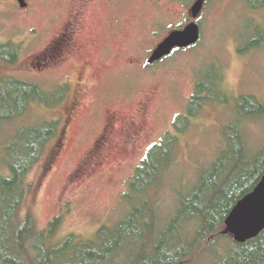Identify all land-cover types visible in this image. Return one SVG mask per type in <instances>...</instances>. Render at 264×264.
I'll return each instance as SVG.
<instances>
[{"label": "rangeland", "instance_id": "1", "mask_svg": "<svg viewBox=\"0 0 264 264\" xmlns=\"http://www.w3.org/2000/svg\"><path fill=\"white\" fill-rule=\"evenodd\" d=\"M198 1L136 0L131 5L120 0L119 15L130 13L132 27L122 33L132 37L117 45L114 68L101 69L95 58L100 70L89 71L91 54L85 51L80 60L84 67L69 69L71 77L75 76L74 88L79 74L99 73L98 80L88 76L82 94L74 96V92L55 112L35 107L25 120L0 133V148L4 149L19 130L71 115L74 123L65 146L54 143L30 177L35 189L25 209V214L37 219L41 230L63 217L58 241L70 236L93 241L103 228H114L127 219L136 205L134 196L128 195L136 169L152 147L174 133L177 119L187 116L203 79L222 81V91L231 102L208 106L181 138L176 167L156 199L162 222L158 229H164L180 199L194 190L201 174L227 149L231 137L226 139L225 133L229 127L245 132L251 152L258 153L264 147V115L246 121L238 110L241 99L247 96L264 105L262 0H207L200 21V44L148 69L154 51L189 19ZM27 3L30 8L25 12L19 0H0V47L14 45L19 52L14 66L0 60V79L29 82L50 91L55 81L53 73L39 69L37 64L47 66L43 60L50 43L51 0ZM141 21L146 32L138 28ZM127 45L131 47L125 49ZM93 100L100 104L98 109H93ZM95 113L100 120L87 127ZM106 134L110 138L107 145L100 143Z\"/></svg>", "mask_w": 264, "mask_h": 264}, {"label": "trees", "instance_id": "2", "mask_svg": "<svg viewBox=\"0 0 264 264\" xmlns=\"http://www.w3.org/2000/svg\"><path fill=\"white\" fill-rule=\"evenodd\" d=\"M18 59L14 45L0 47L2 63L14 66ZM221 82L201 80L187 116L177 119L174 133L152 147L136 169L128 194L136 203L132 212L114 228L100 230L93 241L76 236L58 241L63 217L41 230L37 219L25 214L35 189L30 177L45 161L61 125L45 122L19 130L0 148V264H264V234L243 246L223 236L233 210L264 179V147L251 152L239 127H229L226 151L180 199L164 229H158L162 222L156 199L176 167L181 138L208 106L230 105ZM58 102L37 84L0 79V133L25 120L35 107L56 111L62 105ZM238 110L246 121L264 115V105L255 97H243Z\"/></svg>", "mask_w": 264, "mask_h": 264}, {"label": "flooded vegetation", "instance_id": "3", "mask_svg": "<svg viewBox=\"0 0 264 264\" xmlns=\"http://www.w3.org/2000/svg\"><path fill=\"white\" fill-rule=\"evenodd\" d=\"M119 1L120 0H51L52 13L49 30L50 43L47 51L48 56L43 60L47 66L41 67L39 64H37V66L39 69H47L50 73H53L52 77H54L55 81L49 93L59 99L58 105L62 104L61 106L57 107L61 108L64 106L74 92V96L81 95L84 88H82V86L85 85L87 78L90 77L92 79L98 80L101 77L99 73L85 76H83V74H79L78 85L75 90L73 85V79H75V76L72 74L71 77L69 73L70 70L75 69L76 66L79 68L84 67L80 60L82 59L85 51H88L91 54L89 61H87L90 64L88 66L89 71L96 73L100 70L94 62L95 58L97 59V62L99 63L98 65L101 69H109L112 65L114 68V52H116L117 45L120 41L125 43L127 39L132 37L125 36L122 33L124 30L129 31V27H132L129 26L128 17L130 16V13L124 14L122 12L123 15H119ZM122 1H127L129 4L131 3V5L136 4V0ZM164 1L166 3H170L172 1L175 3H182V0ZM262 3H264V0H262ZM29 8L30 7H28L25 12L29 11ZM191 15H189V19L183 23L182 26L172 32L169 36L176 32H183L189 26H191L195 22L193 20V16ZM202 17L203 14L199 20L196 21V23L201 28L203 38V30L200 23ZM138 28L143 32H146L147 27L145 22L141 21V24ZM123 47L128 49L131 46L127 45ZM179 51H176L175 53ZM96 54H98V57ZM125 58L126 56L123 57V59ZM35 60L40 61V58ZM132 64L134 65V62H132ZM155 66H148V69L154 68ZM113 68L111 67L110 69L112 70ZM128 70H130V68ZM57 74L63 75L65 78L59 80ZM50 75L51 74H49V76ZM111 81H109V83ZM92 107L93 109H98L100 104H95V101L93 100ZM53 112H55V110ZM99 120L100 117H98V115L95 113L89 118L86 126L88 127L94 123H97ZM58 122L60 123L61 128L55 143H57L60 148H63L65 146V140L68 131L72 127L74 121L71 120L70 115L67 119L63 118ZM62 129L63 131H61ZM102 139L103 140L100 143H106V145L107 143H110V138L107 136V134L106 137H102ZM128 140L129 142L133 141V139L129 138ZM86 142L87 136L84 139V143Z\"/></svg>", "mask_w": 264, "mask_h": 264}, {"label": "water", "instance_id": "4", "mask_svg": "<svg viewBox=\"0 0 264 264\" xmlns=\"http://www.w3.org/2000/svg\"><path fill=\"white\" fill-rule=\"evenodd\" d=\"M21 9H28L26 0H19ZM207 0H199L192 9L195 21L183 32L169 36L153 53L149 66H155L171 58L176 51L197 47L202 40V31L196 23L202 16ZM264 234V179L257 189L241 201L226 222L225 237H232L238 245H246Z\"/></svg>", "mask_w": 264, "mask_h": 264}]
</instances>
